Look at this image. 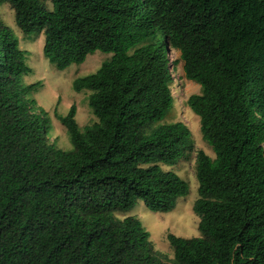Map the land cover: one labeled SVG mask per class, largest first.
<instances>
[{
    "label": "trees",
    "instance_id": "16d2710c",
    "mask_svg": "<svg viewBox=\"0 0 264 264\" xmlns=\"http://www.w3.org/2000/svg\"><path fill=\"white\" fill-rule=\"evenodd\" d=\"M0 0L44 56L65 70L112 53L77 77L97 121L72 105L55 116L73 149L48 141L51 118L26 84L20 40L0 17V264H264V0ZM180 58L170 59V50ZM202 87L187 106L215 157L197 153L201 236L169 234L173 262L132 211L168 213L190 187L174 165L193 149L174 109V71Z\"/></svg>",
    "mask_w": 264,
    "mask_h": 264
},
{
    "label": "rangeland",
    "instance_id": "374dc122",
    "mask_svg": "<svg viewBox=\"0 0 264 264\" xmlns=\"http://www.w3.org/2000/svg\"><path fill=\"white\" fill-rule=\"evenodd\" d=\"M45 5L52 9V2L47 0ZM1 19L13 29L20 40L21 48L26 52V62L31 67V72L25 76L24 82L32 84L41 81L42 86L33 94L38 105L49 112L51 128L48 132V141L63 150L73 149V144L66 127L55 116V110L66 116L72 105L77 107L76 119L81 127L93 124L97 121L93 110L89 106L90 91L76 92L73 82L77 77L86 76L96 72L101 65L113 54L97 51L87 57L82 64H74L68 69L60 70L44 56L45 34L39 33L34 37H28L18 27L15 20V12L9 4L0 6ZM180 58V52L171 49L170 59L174 61ZM174 95L175 107L168 114L164 122H184L192 132L193 149L184 157L178 159L174 165H163L165 170L175 171L182 179L188 182L190 191L187 196L179 198L176 208L168 213L154 212L143 201L130 212L116 213V217L124 219L128 216L139 218L151 234V240L156 252L164 259L173 262L174 251L168 240L169 234H175L184 238L201 236L199 230L200 218L194 212V204L199 198V181L196 173L197 153L205 151L211 157H215L212 147L204 140L201 130V119L188 106L187 100L193 94H201L202 87L195 81L186 78L183 70V62H179L174 71Z\"/></svg>",
    "mask_w": 264,
    "mask_h": 264
}]
</instances>
